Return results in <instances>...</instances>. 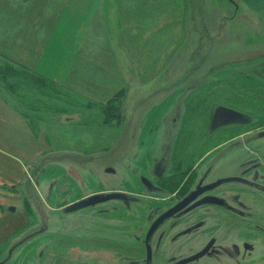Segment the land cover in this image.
<instances>
[{
  "label": "rangeland",
  "instance_id": "obj_1",
  "mask_svg": "<svg viewBox=\"0 0 264 264\" xmlns=\"http://www.w3.org/2000/svg\"><path fill=\"white\" fill-rule=\"evenodd\" d=\"M12 1L0 0V15H14ZM22 1L30 7L27 15L52 14L49 0H36L32 12L31 0ZM176 1L183 6L184 34L170 56L167 78L128 85L120 108L112 110L119 113L117 124L110 118L95 128L85 121L70 124L65 117L82 118L95 105L62 88H48L53 93L49 98L19 92L15 102L0 86L26 115L34 134L54 144L56 160L84 156L91 147L80 149L79 139L109 140L117 131V143L96 153L100 159L92 166L104 175L103 188L119 189L86 199L89 208L82 219L72 217L82 211L54 212L46 206V188L40 189L33 195L39 208L35 204L26 211L31 227L0 246L3 264H264V136L258 135L264 131V0H233L237 9L227 0ZM105 2L104 15H110L113 0ZM167 3L168 9L177 5ZM180 66L186 80L177 85L183 94L176 104L180 110L165 126L160 166L126 193L122 179L129 175L128 155L138 144V124L169 96L156 91L170 89V73L178 74ZM70 139L76 145L64 146ZM107 168L115 173L105 174ZM194 192L199 196L189 206L157 222ZM207 197L220 204L203 203ZM52 202L49 206L62 205ZM59 230L70 234L71 241L58 243L54 237Z\"/></svg>",
  "mask_w": 264,
  "mask_h": 264
},
{
  "label": "crops",
  "instance_id": "obj_2",
  "mask_svg": "<svg viewBox=\"0 0 264 264\" xmlns=\"http://www.w3.org/2000/svg\"><path fill=\"white\" fill-rule=\"evenodd\" d=\"M35 1H30L31 12ZM167 1L113 0L110 15H104L105 0H49L51 15H27V9L30 10L24 6L27 1L13 0L9 8L14 15H0V56L95 105L86 108L82 118L80 114L75 120L65 117L70 124L85 121L94 128L102 126L104 114L98 107L120 89L136 83H164L167 78L166 70L172 62L170 56L182 43L184 34L181 2L171 0L178 6L172 5L168 9ZM182 73V66L178 74L176 71L170 73L169 77H174L169 82L170 89L156 91L159 95L170 92L169 96L150 108L144 114L143 122L138 124L141 127L138 144L127 161L131 180L128 176L122 179L126 193L142 181L146 172L152 168L156 171L160 166L156 164L162 155L163 139H167L165 126L180 110L176 104L183 94L177 85L186 80H182ZM160 127L162 130L158 131ZM152 132L156 133L151 137ZM117 133L115 131L109 140L107 137L104 140L79 139L80 149L91 147L82 153L84 156L75 160L64 156L56 160L54 144L49 146L41 141L22 112L0 93V246L24 236V231L31 227L26 211L28 213V207L35 204L39 208V203L33 204V195L41 194L40 189L46 188L47 207L54 212H65L66 208L74 213L82 211L80 215L72 216L79 219L89 208L84 203L86 199L103 192L119 191L118 187L103 188L102 180L106 179L97 167L92 166L97 158L100 159L96 153L117 143ZM75 145L76 142L70 139L64 146ZM40 160L42 163L38 166ZM114 173L105 171L108 175ZM26 194L33 198L24 199ZM51 198L53 204L60 201L62 205L58 208L49 206ZM33 235L35 233L19 242L24 243ZM54 238L58 243L71 241V235L62 230Z\"/></svg>",
  "mask_w": 264,
  "mask_h": 264
},
{
  "label": "trees",
  "instance_id": "obj_3",
  "mask_svg": "<svg viewBox=\"0 0 264 264\" xmlns=\"http://www.w3.org/2000/svg\"><path fill=\"white\" fill-rule=\"evenodd\" d=\"M0 86H3L5 88V90L7 91L6 96L7 95L9 96L10 101H12V99L13 100L19 99L18 97L19 92H23V93L30 92L33 94H39L42 97L45 95V97L49 98L51 97L49 94H53V93L49 92V90L51 89L48 88L57 87L58 89L59 88L61 89V87H59L52 81L30 71L29 69L14 64L1 56H0ZM125 90L126 88L120 89L105 103V105H101L98 107L103 111L104 123H109L108 118H110L111 122L114 121L118 123L117 122L118 118L115 119V117H118L119 113L116 111L115 114H113L112 110H118L120 108V104H121L120 102L125 94ZM2 96L7 100L4 94H2ZM10 104L14 108L22 112L18 107L15 106L16 104H12V103ZM22 114L24 115V113ZM24 117L27 119L26 115H24ZM28 122L31 126L29 120Z\"/></svg>",
  "mask_w": 264,
  "mask_h": 264
},
{
  "label": "water",
  "instance_id": "obj_4",
  "mask_svg": "<svg viewBox=\"0 0 264 264\" xmlns=\"http://www.w3.org/2000/svg\"><path fill=\"white\" fill-rule=\"evenodd\" d=\"M230 3H232L235 8L237 9V5L233 0H227ZM260 137L264 136V131L259 132L258 134ZM107 173H114V170L112 168H107L105 170ZM199 194L194 192L189 194L187 197H185L183 200H181L178 204H176L175 206L171 207L170 209H168L167 211H165L164 213H162L158 218H157V222H161L169 217L174 216L175 214L181 212L182 210H184L187 206H189L194 200H196L198 198ZM203 203L206 204H220V200L216 197H207L205 198L203 201ZM0 264H3V262H0Z\"/></svg>",
  "mask_w": 264,
  "mask_h": 264
}]
</instances>
